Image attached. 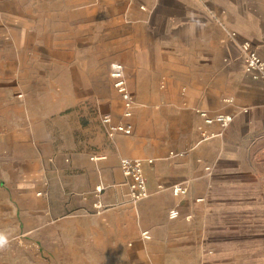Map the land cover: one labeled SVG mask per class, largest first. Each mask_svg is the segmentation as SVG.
<instances>
[{"label":"crops","instance_id":"1","mask_svg":"<svg viewBox=\"0 0 264 264\" xmlns=\"http://www.w3.org/2000/svg\"><path fill=\"white\" fill-rule=\"evenodd\" d=\"M245 41L264 60V0H0V264H264V86ZM112 64L136 108L110 138L81 116ZM25 74L46 83L23 90ZM70 75L90 82L72 104ZM122 158L145 161L146 200Z\"/></svg>","mask_w":264,"mask_h":264},{"label":"built area","instance_id":"2","mask_svg":"<svg viewBox=\"0 0 264 264\" xmlns=\"http://www.w3.org/2000/svg\"><path fill=\"white\" fill-rule=\"evenodd\" d=\"M236 34L232 36L235 37ZM239 47L243 53L246 72L255 80L260 82L264 86V60L258 55L250 42H240ZM110 76L113 80V86L119 94L123 103V116L126 120H129L133 116L134 103L136 102L132 93L128 88V83L124 74V67L121 64H112L110 67ZM200 117L202 116L207 124L219 123L221 127H228L233 122L231 115H218L211 117L206 112L199 111ZM105 132L108 137L113 138L117 134L131 135L133 132L132 124L129 122H123L121 124H115L112 121L110 115H104L101 120ZM204 138H209L207 134H204ZM173 155V154H172ZM153 160H149L148 163H152ZM144 163L142 159L122 158L119 163V168L123 176L128 180L129 196L133 203L146 200L149 195L147 188V180L144 174ZM104 187L99 185L94 191V196L97 198V202L94 205L97 212L105 209L104 205L100 201V196ZM174 195L186 194L187 188H183L180 185H174L171 188ZM171 218L178 217V212L173 210L170 212ZM144 239L149 238L148 232L142 233Z\"/></svg>","mask_w":264,"mask_h":264},{"label":"rangeland","instance_id":"3","mask_svg":"<svg viewBox=\"0 0 264 264\" xmlns=\"http://www.w3.org/2000/svg\"><path fill=\"white\" fill-rule=\"evenodd\" d=\"M28 49H20V50H7L9 51L8 55L11 58L13 55V52H23V51H27ZM16 54V53H15ZM10 67H12L13 65H11L9 63ZM8 65V66H9ZM21 69H22V73L25 71L28 72V69L31 68V66H29V64H21L20 65ZM25 78L22 79L21 81V87L23 90H34L37 87H41L43 85H45L46 82H44V79H42V77L40 76H35V75H29V74H25ZM88 82L84 81V80H80V76L79 75H70V79L69 81L66 83L67 88L69 89L70 93H69V97L68 99H70V103L72 104L73 101L79 100V98H77L74 94L73 91L75 89L78 88V86L80 85H84ZM90 83V82H89ZM88 83V85H89ZM127 83H129L127 81ZM130 84H128L129 89L132 91ZM98 85L101 86V89L103 90L102 92L105 94V96H103L102 98H99L100 100H95L93 102V98L92 97H85L84 98V105L88 108L89 113L87 115H82L81 119L84 120H102V117L104 115H110L112 118V121L115 124H121L123 122H125L124 116H123V111H122V101L118 95V93L116 92L114 86H113V80L111 79V77L109 76V80L108 81H101L98 82ZM89 87V86H88ZM91 88V86L89 87ZM80 99H83L82 97H80ZM98 102L100 103V115L98 114L97 110L95 111V107L93 105V103H95V106L98 105ZM136 108V103H134V109L133 112L135 111ZM75 107L70 110V111H75ZM80 111V110H78ZM118 135V134H117Z\"/></svg>","mask_w":264,"mask_h":264},{"label":"clouds","instance_id":"4","mask_svg":"<svg viewBox=\"0 0 264 264\" xmlns=\"http://www.w3.org/2000/svg\"><path fill=\"white\" fill-rule=\"evenodd\" d=\"M8 244V238L4 233H0V249Z\"/></svg>","mask_w":264,"mask_h":264}]
</instances>
